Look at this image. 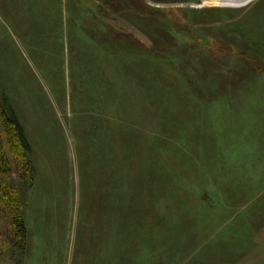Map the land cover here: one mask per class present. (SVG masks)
Segmentation results:
<instances>
[{"label":"rangeland","instance_id":"obj_1","mask_svg":"<svg viewBox=\"0 0 264 264\" xmlns=\"http://www.w3.org/2000/svg\"><path fill=\"white\" fill-rule=\"evenodd\" d=\"M0 109V264H264V0H0Z\"/></svg>","mask_w":264,"mask_h":264},{"label":"trees","instance_id":"obj_2","mask_svg":"<svg viewBox=\"0 0 264 264\" xmlns=\"http://www.w3.org/2000/svg\"><path fill=\"white\" fill-rule=\"evenodd\" d=\"M0 177H5L11 172V165L29 179L32 185L34 167L31 161V147L26 139L24 130L13 113H6L0 109ZM7 150L14 153L10 159ZM34 176V174H33ZM0 207L7 209L10 215V227L15 230L17 241L26 237V227L23 221V206H21L18 192L13 189L0 186ZM23 242V241H22Z\"/></svg>","mask_w":264,"mask_h":264},{"label":"bare ground","instance_id":"obj_3","mask_svg":"<svg viewBox=\"0 0 264 264\" xmlns=\"http://www.w3.org/2000/svg\"><path fill=\"white\" fill-rule=\"evenodd\" d=\"M221 1H223V0H221ZM241 1L243 2V4H247V3L251 2L252 0H241Z\"/></svg>","mask_w":264,"mask_h":264},{"label":"crops","instance_id":"obj_4","mask_svg":"<svg viewBox=\"0 0 264 264\" xmlns=\"http://www.w3.org/2000/svg\"><path fill=\"white\" fill-rule=\"evenodd\" d=\"M26 136V135H25ZM26 139H27V136H26ZM28 141V140H27ZM29 143V142H28ZM29 145H30V143H29ZM30 147H31V145H30ZM31 150H32V147H31ZM35 169V168H34Z\"/></svg>","mask_w":264,"mask_h":264}]
</instances>
